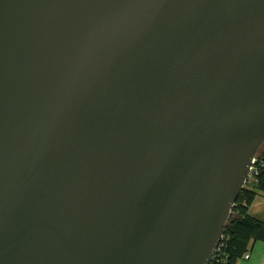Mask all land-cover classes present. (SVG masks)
<instances>
[{
	"label": "water",
	"instance_id": "95a60500",
	"mask_svg": "<svg viewBox=\"0 0 264 264\" xmlns=\"http://www.w3.org/2000/svg\"><path fill=\"white\" fill-rule=\"evenodd\" d=\"M264 144V0H0V264H209Z\"/></svg>",
	"mask_w": 264,
	"mask_h": 264
},
{
	"label": "trees",
	"instance_id": "16d2710c",
	"mask_svg": "<svg viewBox=\"0 0 264 264\" xmlns=\"http://www.w3.org/2000/svg\"><path fill=\"white\" fill-rule=\"evenodd\" d=\"M258 155L264 160V150L260 147ZM264 194V170L257 179L245 185L233 208L221 244L220 263L237 264L257 242H264V220L250 214V207L257 194ZM215 259V257H214Z\"/></svg>",
	"mask_w": 264,
	"mask_h": 264
},
{
	"label": "rangeland",
	"instance_id": "374dc122",
	"mask_svg": "<svg viewBox=\"0 0 264 264\" xmlns=\"http://www.w3.org/2000/svg\"><path fill=\"white\" fill-rule=\"evenodd\" d=\"M262 150H264V144L261 146ZM250 214L264 220V194L259 193L255 197L251 207ZM249 253L252 255L251 259H246L243 257L238 261L237 264H264V242H257Z\"/></svg>",
	"mask_w": 264,
	"mask_h": 264
},
{
	"label": "built area",
	"instance_id": "2783aa9c",
	"mask_svg": "<svg viewBox=\"0 0 264 264\" xmlns=\"http://www.w3.org/2000/svg\"><path fill=\"white\" fill-rule=\"evenodd\" d=\"M262 170H264V160L261 159L259 155L257 154L252 160V164H251L245 185L254 182L257 179L258 175L262 172ZM222 240H223V237H222ZM221 244H222V241L219 244L218 248L216 249L209 264H221L220 254H218L221 251ZM244 257L246 259H249L250 253H247Z\"/></svg>",
	"mask_w": 264,
	"mask_h": 264
},
{
	"label": "crops",
	"instance_id": "0c3cea01",
	"mask_svg": "<svg viewBox=\"0 0 264 264\" xmlns=\"http://www.w3.org/2000/svg\"><path fill=\"white\" fill-rule=\"evenodd\" d=\"M255 245H256V244H255ZM255 245H254V246H255ZM251 258H252V255L250 254V257H249V259H251ZM237 263H238V262H237Z\"/></svg>",
	"mask_w": 264,
	"mask_h": 264
}]
</instances>
